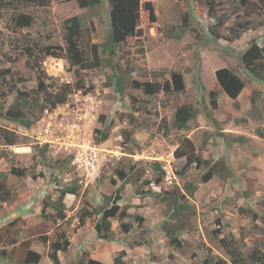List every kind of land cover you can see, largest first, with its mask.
Returning <instances> with one entry per match:
<instances>
[{
	"label": "rangeland",
	"instance_id": "374dc122",
	"mask_svg": "<svg viewBox=\"0 0 264 264\" xmlns=\"http://www.w3.org/2000/svg\"><path fill=\"white\" fill-rule=\"evenodd\" d=\"M152 2L155 21L144 7L141 10L148 53L143 56L138 51L140 43L129 37L113 59L120 68L116 74L123 77V94L110 77L112 67L102 62L99 67L84 68L72 65L66 57L65 19L80 15L84 27L92 29L93 42H103L111 27L108 0L92 8H81L76 0H49L44 6L27 1L0 9V68L11 69L10 81L16 83V89L37 88L41 72L51 77L49 82L69 83L74 88L68 102L46 110L31 128L0 118V126L19 135L17 145L0 144V172H6V181L15 194L0 209V250L9 252L0 264L22 263L29 248L49 259L48 243L42 235L53 234L58 226L53 217H42L43 200L57 199L59 188L73 180H79L82 188L78 196L65 195L72 221L58 227L73 239L74 245L67 251L69 257L74 256L71 264L86 263L91 253L113 263L121 250L126 251L128 264H205L209 254L231 263L221 238L235 242L246 264H264L252 258V254L258 256L264 251V79H254L241 62L252 39L264 46L263 0H254L256 5L251 9L240 6L237 0H216L217 16H229L218 29L219 37L211 32L217 19L209 15L205 2L199 10L194 0ZM184 13L189 20L185 31ZM21 15L31 16L33 23L19 26L13 18ZM239 24L248 28L239 38L229 40ZM177 34L181 35L174 37ZM46 47L53 52L48 53ZM52 55L64 59L65 70L46 66L45 60ZM221 67L231 68L246 81L238 107L218 84L215 73ZM152 70L180 71L185 91L171 96L150 95L133 87L135 79L153 81ZM19 77L28 80L20 82ZM80 79L85 83L83 89L76 88ZM212 90L219 95L216 109L210 102ZM16 92L7 97L8 105ZM182 104H192L199 113L187 129L178 130L173 120ZM105 128H109V137L96 142L97 130ZM125 131L131 133L129 142H125ZM183 136L191 138L198 154L214 165L208 181L203 179L205 165L194 163L183 175L179 173L186 158L174 152ZM239 136H243L242 142L237 141ZM44 144L49 148L46 160H27L25 155L33 145L41 148ZM154 162L166 170L159 183L154 182ZM13 165L46 176H17L11 173ZM118 170L128 174V181L122 182ZM187 182L196 186L193 196L188 194ZM121 184L120 204L130 205L132 231L124 233L119 221L113 219L115 236L106 240L89 225L79 226L83 199L100 207L103 195L113 194ZM137 188L160 194L181 192L185 197L180 202L189 207L170 218L161 195L140 197ZM46 213L53 216L54 209L48 208ZM137 214L145 217L144 230L134 221ZM162 224L176 232L179 246L170 243ZM119 242L124 249H117Z\"/></svg>",
	"mask_w": 264,
	"mask_h": 264
},
{
	"label": "trees",
	"instance_id": "16d2710c",
	"mask_svg": "<svg viewBox=\"0 0 264 264\" xmlns=\"http://www.w3.org/2000/svg\"><path fill=\"white\" fill-rule=\"evenodd\" d=\"M32 1L40 6L47 5L49 0H0V9L6 8L10 5H17L20 3H26ZM57 1H69V0H57ZM103 0H76L77 4L81 8L96 7L102 3ZM153 0H108L110 4V18L111 27L107 33L103 42H93L90 27H84L82 17L80 15H73L64 21L65 41L67 44L66 57L68 61L73 65H81V67H99L102 62L107 66L113 68L112 78L115 79L116 87L118 91L123 94V77L116 74L120 69L119 66L113 63L114 57L118 54L119 48L127 43L129 37H135L137 43H140L138 51L144 56L148 53V48L145 47L146 37L144 35V29L141 25V10L144 7L150 13V17L153 21L156 19L155 8ZM195 6L198 7L202 3H206L208 6V12L211 17H216V25L212 27L211 32L216 36H220L219 27H221L229 18L228 15L217 16L216 0H194ZM238 4L242 7L253 8L254 0H237ZM17 3V4H15ZM264 4V0H263ZM143 5V6H142ZM236 9H239L236 8ZM199 10V9H198ZM186 11V10H184ZM15 22L25 27L33 23L34 19L29 15H21L20 17L13 18ZM184 29L188 26L189 20L186 13L183 16ZM248 26L245 24H239L235 31H232V36L229 40H234L240 37L241 32L245 31ZM212 34V35H213ZM181 34H177L174 37H179ZM48 53H51L50 47L45 48ZM60 57L57 55H52ZM242 65L247 69L254 79H264V46L260 45L256 39H252L249 46L241 55ZM132 67V66H131ZM134 68L132 67V70ZM151 75L154 77L153 81H140L132 80V85L135 88H141L146 94L155 95L164 93L167 96H171L175 93H181L186 89V82L183 74L177 70H152ZM216 79L221 89L233 100L236 107L239 106L238 98L246 86V81L241 78L235 71L229 67H221L216 70ZM12 71L10 68H0V118L10 120L12 122L19 123L26 128H31L38 118L46 110L56 108L59 104L66 103L69 100L70 95L73 93V87L69 83L59 84L54 80L49 82L51 78L47 76L45 72H41L38 78V86L30 91L16 89V83H12L10 78ZM111 78V79H112ZM20 82H26L28 79L19 77L17 79ZM85 83L82 79L77 81L76 88L83 89ZM17 90L15 98L11 104H7V97ZM210 102L212 108H218L219 95L217 90L210 91ZM252 105L255 106V101L252 100ZM198 109L192 104H182L177 107L173 127L182 130L189 127L191 120L198 116ZM99 134H96V142L100 143L109 137V128L103 130H97ZM125 142L131 141L130 131H125ZM243 136H239L237 141L242 142ZM19 143L18 132L14 129L6 126H0V144L6 146H14ZM48 144H44L41 148L39 146H32V151L26 154L27 160H36L39 157L46 160ZM177 157H185L186 162L183 165V170L179 172L183 175L186 170L192 165L198 166L205 165L207 172L204 174V181H208L212 178L214 165L210 160L203 158L198 154L195 143L187 136H183L180 139L179 145L174 152ZM9 155V154H6ZM59 163L58 161L56 164ZM154 169L156 170V179L154 182L159 183L162 181L166 174V170L162 168L159 162H154ZM11 173L17 176L31 175L34 178L39 176H46L44 173H36L29 168H16L15 165L11 168ZM118 176L122 182L128 181V174L123 170H118ZM6 172H0V209L5 202L11 201L14 197V191L7 183ZM57 182V180L55 181ZM186 189L189 196H193L196 186L192 182L186 183ZM82 188L79 180H73L71 183L61 186L59 188V196L55 200H43V208L41 215L44 218H54V223L61 225L62 223L71 224V218L67 214V204L65 202V195L73 194L78 196ZM124 185H119L113 194H104L100 207H94L88 199H83L82 208L78 213L79 226H84L88 219H92V228L96 234L106 240L114 239L115 233L113 231V219L119 221V226L124 233H130L134 228L133 222L129 219L131 213L129 212V206H121L120 201L123 199L122 191ZM136 194L140 197L161 195V201L166 203L169 211L171 212L170 218H175L179 211H184L189 207L187 203H181L180 198L185 197L181 192H165L164 194L153 192L152 190L136 189ZM53 208L54 214L51 216L47 214V209ZM96 215V217H95ZM177 219V218H176ZM134 221L137 222V226L140 230H144L145 217L137 214L134 216ZM57 227L53 234L42 235V239L45 243H48V256L54 264L60 263L59 252H66L69 250L72 242L70 235L65 230H60ZM162 230L170 238V243L175 246L180 245V240L176 236V232L168 229L162 224ZM2 239L0 229V241ZM221 244L226 248L227 252L231 255L232 264H246L244 262V256L239 247L235 245V242L227 238L220 239ZM252 254V258L255 261L264 263V251ZM9 252L6 249L0 250V259H7ZM126 251L121 250L114 258L112 264H128L125 259ZM43 257V254L37 250L29 248L23 259V264H38ZM205 264H231L222 257H216L209 254L204 260ZM83 264H105L104 262L89 258L86 263Z\"/></svg>",
	"mask_w": 264,
	"mask_h": 264
},
{
	"label": "crops",
	"instance_id": "0c3cea01",
	"mask_svg": "<svg viewBox=\"0 0 264 264\" xmlns=\"http://www.w3.org/2000/svg\"><path fill=\"white\" fill-rule=\"evenodd\" d=\"M69 195H72V194H67L66 195V198L69 196ZM86 225H89V227H91L92 228V220H90V219H88V221L86 222ZM148 225V224H147ZM149 227V226H148ZM71 241H72V244L74 245V242H73V239H71ZM71 244V245H72ZM122 244V243H121ZM120 244V242L117 244L116 243V245H117V249H120V248H125V246H122V245H124V244H122L121 245ZM136 246V245H135ZM138 246H139V244H138ZM141 246V245H140ZM70 248H71V246H70ZM69 248V249H70ZM67 251L66 252H62V251H60L59 252V258H60V263L59 264H71L73 261H74V256H68L67 255ZM89 258H94V259H97V260H101V261H103V262H105L104 260H102V258H100V257H98V255H96L95 253H91V255H90V257ZM115 258V257H114ZM113 261H114V259H113ZM138 262H139V259H138ZM106 264H112V262L111 261H107V262H105ZM137 263V261H134L132 264H136ZM148 263V262H147ZM146 263V264H147ZM150 263V262H149ZM19 264H23V263H19ZM38 264H54L53 262H52V260L49 258H47V257H44V255H43V257H42V259H41V261L38 263Z\"/></svg>",
	"mask_w": 264,
	"mask_h": 264
},
{
	"label": "built area",
	"instance_id": "2783aa9c",
	"mask_svg": "<svg viewBox=\"0 0 264 264\" xmlns=\"http://www.w3.org/2000/svg\"><path fill=\"white\" fill-rule=\"evenodd\" d=\"M46 66L49 65L51 68L57 69L58 71L65 70V62L63 58L50 56L45 60Z\"/></svg>",
	"mask_w": 264,
	"mask_h": 264
}]
</instances>
